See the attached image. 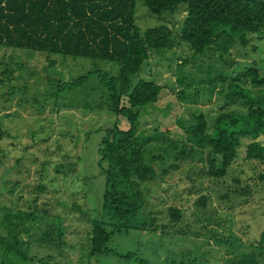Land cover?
Returning a JSON list of instances; mask_svg holds the SVG:
<instances>
[{
	"label": "rangeland",
	"instance_id": "1",
	"mask_svg": "<svg viewBox=\"0 0 264 264\" xmlns=\"http://www.w3.org/2000/svg\"><path fill=\"white\" fill-rule=\"evenodd\" d=\"M177 12L158 17L138 0L135 25L143 34L166 24L177 36L185 16ZM150 53L132 83L144 79L163 87L157 103L142 115L137 133L149 144L151 155L167 157L180 144L189 151L178 121L188 127L193 116L203 114L210 129L222 108L244 115V108L226 105L219 93L225 86L210 84L208 77H231L254 66L264 78V30L248 36L247 47H235L227 55L206 51L194 59L188 46L176 39L171 49ZM184 60L188 61L183 69L185 80L179 84L176 67ZM6 68L9 74L4 85ZM93 71L116 77L118 66L0 47V131L4 132L0 136V235L5 234L4 209L38 217L27 226L33 231H23L24 257L2 255L0 264H224L232 254L240 253H253L264 264V238L259 244L264 233V186L256 180L264 166L245 161L240 152L229 175L213 180L206 174L208 150L176 161L166 175L159 172L147 189L152 204L133 220L154 218L159 227L169 226L168 210L176 208L182 214L173 229L183 235L173 233L171 227L159 232L122 227L105 245L108 254L90 255V222L102 216L104 191L97 150L116 118L105 106H98L107 92L96 78L64 93L58 92L54 80L70 82ZM241 84L254 96L264 95V86ZM117 120L121 129L127 128L124 119ZM249 141L241 139L238 150L244 151ZM256 141L264 145V137ZM201 196L206 197L204 208L195 206ZM77 207L87 214L83 216ZM103 217L111 229L120 223L105 211ZM52 225L63 226L64 240L40 241V232ZM233 237L238 248L229 250L215 243Z\"/></svg>",
	"mask_w": 264,
	"mask_h": 264
},
{
	"label": "trees",
	"instance_id": "2",
	"mask_svg": "<svg viewBox=\"0 0 264 264\" xmlns=\"http://www.w3.org/2000/svg\"><path fill=\"white\" fill-rule=\"evenodd\" d=\"M137 1L0 0L1 48L85 58L118 66L116 77L93 71L70 82L54 80L58 92L64 93L96 78L107 92V98L101 99L98 106H105L116 118L113 127L101 137L97 150V166L104 178V191L102 216L90 222L91 256L108 254L105 245L114 231L119 232L122 227L153 232L176 228L182 214L176 208L168 210L169 226L159 227L154 218L133 222L148 203L152 204L147 194L150 183L158 178L159 172L166 175L167 168L174 167L176 161L208 150L206 174L217 181L229 175L240 152L245 161L264 166V145L256 141L264 137V95L254 96L241 84L247 81L254 87L264 86V78L256 67H245L231 77H208L210 84L220 82L225 86L219 93L226 105L244 108V115L222 108L210 129L203 114L193 116V123L188 127L178 121L185 131L189 151L180 144L174 146L167 157L151 155L147 141H141L137 135L142 115L154 107L163 87L144 79L132 83V77L139 73L144 62L149 61L151 54L156 53H150V50L161 53L169 50L174 39L186 44L194 59L203 57L206 51L227 55L235 47H247L248 36L264 30V0H142L147 11L158 17L166 13L174 15L180 10L184 13L177 36L166 24L148 28L141 34L135 25ZM187 64L184 60L176 67L179 84L185 80L183 69ZM8 74L7 68L4 69L5 80L1 82L4 85L8 82ZM118 118L126 121V129L119 127ZM3 133L0 131L1 137ZM244 138L250 141L244 151L243 148L238 150L240 140ZM170 158L171 161H167ZM256 180L264 186V170L258 172ZM205 205V196L195 204L203 208ZM77 210L83 216L87 214L79 207ZM104 211L120 222L119 225H112L111 229V224L103 217ZM37 218L31 212L3 210L5 234L0 235V256L24 257L23 231H33L32 226H27ZM173 233L183 235L177 229H173ZM64 235L63 226L52 225L42 230L38 239L45 243L61 242ZM263 238L264 233L260 235L259 244ZM215 243L227 245L229 250L239 247L235 237L215 240ZM224 264H259V261L253 253H240L232 254Z\"/></svg>",
	"mask_w": 264,
	"mask_h": 264
}]
</instances>
